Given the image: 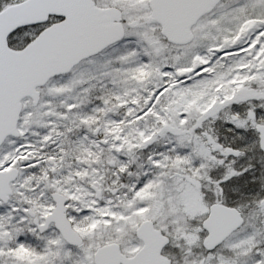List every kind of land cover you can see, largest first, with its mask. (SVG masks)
Wrapping results in <instances>:
<instances>
[{
	"label": "snow or ice",
	"instance_id": "snow-or-ice-1",
	"mask_svg": "<svg viewBox=\"0 0 264 264\" xmlns=\"http://www.w3.org/2000/svg\"><path fill=\"white\" fill-rule=\"evenodd\" d=\"M0 264H264V0H0Z\"/></svg>",
	"mask_w": 264,
	"mask_h": 264
}]
</instances>
